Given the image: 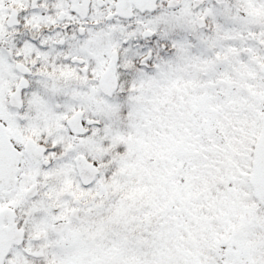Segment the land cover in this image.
Instances as JSON below:
<instances>
[{"label":"snow or ice","instance_id":"snow-or-ice-1","mask_svg":"<svg viewBox=\"0 0 264 264\" xmlns=\"http://www.w3.org/2000/svg\"><path fill=\"white\" fill-rule=\"evenodd\" d=\"M0 264H264V0H0Z\"/></svg>","mask_w":264,"mask_h":264}]
</instances>
